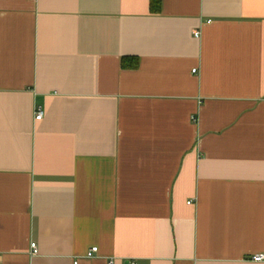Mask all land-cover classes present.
<instances>
[{"label":"crops","instance_id":"1","mask_svg":"<svg viewBox=\"0 0 264 264\" xmlns=\"http://www.w3.org/2000/svg\"><path fill=\"white\" fill-rule=\"evenodd\" d=\"M150 3L0 0V264H264V0Z\"/></svg>","mask_w":264,"mask_h":264},{"label":"built area","instance_id":"2","mask_svg":"<svg viewBox=\"0 0 264 264\" xmlns=\"http://www.w3.org/2000/svg\"><path fill=\"white\" fill-rule=\"evenodd\" d=\"M199 35H200L199 32L195 33V37H198ZM196 72H197L196 69L193 70V73H196ZM43 116H44L43 111L40 110V109H38V110L36 111V114H35V119H36L37 121H39V120H41V119L43 118ZM31 249H32V253H33V255L38 254V250H37V245H36V243H32V244H31ZM97 251H98V248H97V247L92 248V249L90 250V252L87 254V258H92V257H94V254L97 253ZM251 260L254 261V262H264V254H263V255H253V256L251 257Z\"/></svg>","mask_w":264,"mask_h":264},{"label":"trees","instance_id":"3","mask_svg":"<svg viewBox=\"0 0 264 264\" xmlns=\"http://www.w3.org/2000/svg\"><path fill=\"white\" fill-rule=\"evenodd\" d=\"M150 9L152 13H159L161 10V0H151ZM122 66L127 69H137L139 60L137 58L125 57L122 60Z\"/></svg>","mask_w":264,"mask_h":264}]
</instances>
